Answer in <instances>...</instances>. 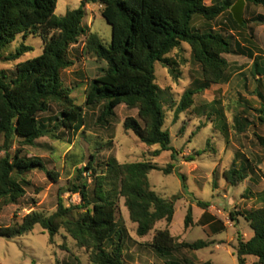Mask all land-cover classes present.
Returning <instances> with one entry per match:
<instances>
[{"label":"trees","instance_id":"16d2710c","mask_svg":"<svg viewBox=\"0 0 264 264\" xmlns=\"http://www.w3.org/2000/svg\"><path fill=\"white\" fill-rule=\"evenodd\" d=\"M58 2L0 0V60L3 50L20 35L27 38L29 34H38L44 42L43 53L17 64L13 77L0 72V154L6 152L5 157L0 158V207L16 204L26 195L27 187L31 186L27 179L30 172L40 170L51 180H59V173L49 170L41 158L23 157L21 150L12 157L9 152L17 139L25 145H35L38 139L52 135L53 129L40 120V115L49 112L53 103L61 108L54 129L66 131H77L83 125L87 108H101L97 123L102 127L112 125L120 105L137 109V117L125 119V130L133 132L146 146L159 145L152 156L171 152L172 159L176 160L178 154L172 146L171 132L165 129L162 90L156 83L157 63L171 67L173 61L167 55L186 43L191 48L194 63L201 67V78L184 92L176 105V120L193 106L196 95L229 80V64L223 55L232 53L231 42L221 33L196 31L193 22L196 16L214 21L231 10L236 2L82 0L78 9L64 16L56 13ZM246 2L264 8V0ZM90 4L103 6L101 14L112 27V40L106 46L98 34L91 32L88 35V50L108 66L102 75L90 82L82 106L71 97L72 90L64 86L62 72L74 65L68 53L87 32L83 21ZM233 21L238 27L246 26V21L243 24ZM31 50L23 44L8 59L17 60ZM258 112L259 120L264 124V106ZM258 140L264 147V136H258ZM91 158L86 167L79 169L81 182L69 190L80 195V204L67 207L63 190L55 213L46 215L32 211L21 222L0 226V237L14 240L30 234L39 225L48 231L53 241L64 229L80 247L90 252V264H126V249L130 243L137 242H130L131 238L120 225L117 207L120 198L125 200L131 221L137 224L139 237H146L161 221L172 224L179 196L173 199L160 196L152 189L150 175L154 171L172 174L173 164L162 168L152 161L119 163L112 158L105 164V172L99 173L101 166L95 165L96 156ZM256 166L251 159H243L239 166L233 162L223 175L228 184L237 186L253 177ZM85 172L94 178L92 189L89 181L82 180ZM180 178L185 181L184 176ZM197 203L206 211L210 207L200 200ZM75 211H79L78 216ZM237 215L249 223L254 233L249 239L239 234L234 248L238 264H249V257L255 258L251 264H264V205L242 214L231 213L230 219L237 222ZM192 223L193 211L189 207L185 227ZM214 223L209 226L212 233H221L224 226L221 224L218 228ZM209 245L202 239L194 243L181 242L169 229L157 230L149 243L167 264H191L187 257L173 259L174 254L183 250L197 251ZM76 260L82 264L78 258ZM32 263L36 264L35 261Z\"/></svg>","mask_w":264,"mask_h":264},{"label":"rangeland","instance_id":"374dc122","mask_svg":"<svg viewBox=\"0 0 264 264\" xmlns=\"http://www.w3.org/2000/svg\"><path fill=\"white\" fill-rule=\"evenodd\" d=\"M81 2L59 0L56 13L64 16L78 9ZM225 2L234 3L236 0H206L207 4ZM102 9L100 4L86 7L83 26L87 32L68 53L74 65L62 72L64 86L72 90L71 97L82 106L85 105L90 82L102 75L108 66L86 45L91 32L98 34L106 46L111 43L112 27L102 16ZM233 17L231 10L214 21L195 17L193 28L196 31L221 33L231 42L232 53L223 55L229 64V80L214 84L196 95L193 106L182 113L178 120L175 119L176 105L184 92L201 78V67L194 63L191 48L186 43L167 55L173 61L171 67L163 63L156 65V83L162 90L161 101L166 114L165 129L171 132L172 146L178 154L176 160L172 159L171 152H164L159 157L152 156L160 148L159 145L146 146L133 132L125 130V119L137 117V109L120 105L112 125L102 127L97 123L101 108H87L83 125L77 131H66L54 129L61 108L53 103L49 112L40 115V120L53 129L52 135L38 139L35 145H25L21 139H17L9 152L12 157L21 150L23 157L41 158L49 170L59 173V180H51L40 170L28 173L31 186L27 187L26 195L16 204L1 205L0 226L21 222L32 211L52 215L58 209L63 190L67 207L80 204V195L72 194L69 190L81 182L79 169L92 161V155L96 156L95 165L101 166L99 173L105 172V164L112 158L119 163L152 161L162 168L173 164L172 174L154 171L150 175L152 189L160 196L167 199L179 196L172 224L161 221L146 237H139L137 224L131 221L125 200H118L120 225L131 238L130 242H137L128 245L126 264H165V259L157 257L149 246L159 229H169L181 242L194 243L202 239L210 243L204 249L175 253V260L187 257L191 264L206 261L238 264L233 249L237 246L238 236L241 234L249 239L253 231L242 216L237 215V222H233L230 214H242L264 205L261 196L264 193V147L258 140V136H264V124L260 122L258 112L264 106V8L246 3L243 15L245 27H238ZM23 44L32 50L17 60H9ZM43 44L38 34H29L27 38L18 36L3 50L0 72L13 77L17 64L43 53ZM5 155L3 151L0 158ZM247 158L258 165L253 177L237 186L228 184L224 172L232 167L233 162L239 166ZM180 176H184L185 181ZM82 178L89 181L91 189L94 187L91 173L85 172ZM198 200L210 204L207 211L198 205ZM189 207L193 211V223L186 228L185 218ZM74 214L78 216L79 211ZM209 223L217 224L218 228L223 225L224 229L214 236L212 229L206 226ZM76 258L82 264H90V252L80 247L64 229L53 241L48 231L39 225L30 234L14 240L0 237V264H33V261L36 264H78ZM252 260L249 259V264Z\"/></svg>","mask_w":264,"mask_h":264},{"label":"water","instance_id":"95a60500","mask_svg":"<svg viewBox=\"0 0 264 264\" xmlns=\"http://www.w3.org/2000/svg\"><path fill=\"white\" fill-rule=\"evenodd\" d=\"M246 0H238L236 2V4L232 7L231 12L235 18V20L239 23V24H243L244 22V8L246 6Z\"/></svg>","mask_w":264,"mask_h":264},{"label":"crops","instance_id":"0c3cea01","mask_svg":"<svg viewBox=\"0 0 264 264\" xmlns=\"http://www.w3.org/2000/svg\"><path fill=\"white\" fill-rule=\"evenodd\" d=\"M243 161V160H242ZM241 161V162H242ZM255 184V183H254ZM260 185H261V182L257 185L258 187H260ZM262 189H264V186H263V188ZM263 193V192H262ZM262 196V198H264V193H263V195H261ZM211 225V223H209V224H207L206 226L207 227H209ZM251 228V227H250ZM251 231H253L252 229H251ZM253 233V232H252ZM217 234H220V233H213V235L215 236V235H217ZM254 234V233H253ZM253 234H252V236H253ZM251 236V237H252ZM213 238V237H212ZM206 241V240H205ZM214 244V243H213ZM210 246V245H209ZM217 247H220L218 244H217ZM234 249V248H233ZM235 250V249H234ZM157 257H159L157 254H155ZM133 259H135V258H133ZM249 259H253L252 261L254 262L255 261V258H253V257H249ZM137 261V263L139 262L138 260H136ZM207 262V261H206ZM212 262V261H211ZM252 262V263H253ZM165 264H167L166 263V261H165Z\"/></svg>","mask_w":264,"mask_h":264}]
</instances>
